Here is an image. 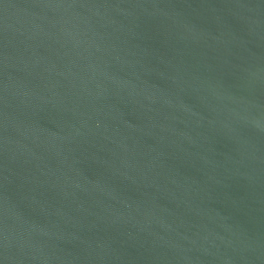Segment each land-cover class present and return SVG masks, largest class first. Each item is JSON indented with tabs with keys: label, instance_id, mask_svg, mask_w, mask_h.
Listing matches in <instances>:
<instances>
[{
	"label": "water",
	"instance_id": "95a60500",
	"mask_svg": "<svg viewBox=\"0 0 264 264\" xmlns=\"http://www.w3.org/2000/svg\"><path fill=\"white\" fill-rule=\"evenodd\" d=\"M0 264H264V0H0Z\"/></svg>",
	"mask_w": 264,
	"mask_h": 264
}]
</instances>
